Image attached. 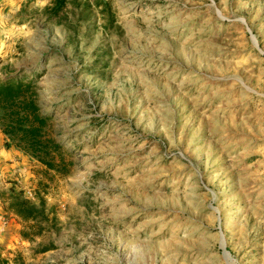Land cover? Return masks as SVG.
<instances>
[{
	"label": "rangeland",
	"instance_id": "374dc122",
	"mask_svg": "<svg viewBox=\"0 0 264 264\" xmlns=\"http://www.w3.org/2000/svg\"><path fill=\"white\" fill-rule=\"evenodd\" d=\"M62 2L0 0L65 166L0 160V264H264V0Z\"/></svg>",
	"mask_w": 264,
	"mask_h": 264
},
{
	"label": "trees",
	"instance_id": "16d2710c",
	"mask_svg": "<svg viewBox=\"0 0 264 264\" xmlns=\"http://www.w3.org/2000/svg\"><path fill=\"white\" fill-rule=\"evenodd\" d=\"M63 0H54L58 10ZM32 82L10 79L0 82V132L3 147L13 148L42 164L48 170H65L60 146L46 133L49 117L41 114ZM58 171V170H57ZM37 204L22 196L21 191L12 192L6 198V210L22 222L37 223L44 217L42 198ZM23 237H25L22 234Z\"/></svg>",
	"mask_w": 264,
	"mask_h": 264
},
{
	"label": "crops",
	"instance_id": "0c3cea01",
	"mask_svg": "<svg viewBox=\"0 0 264 264\" xmlns=\"http://www.w3.org/2000/svg\"><path fill=\"white\" fill-rule=\"evenodd\" d=\"M18 154L13 148L5 149L3 147V139L2 135L0 134V160L1 161H14V155Z\"/></svg>",
	"mask_w": 264,
	"mask_h": 264
},
{
	"label": "water",
	"instance_id": "95a60500",
	"mask_svg": "<svg viewBox=\"0 0 264 264\" xmlns=\"http://www.w3.org/2000/svg\"><path fill=\"white\" fill-rule=\"evenodd\" d=\"M249 34H250V33H249ZM250 37H251L252 40H254V39H253V36H252L251 34H250Z\"/></svg>",
	"mask_w": 264,
	"mask_h": 264
}]
</instances>
